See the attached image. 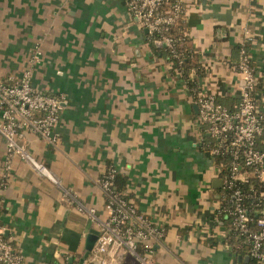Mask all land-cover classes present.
Wrapping results in <instances>:
<instances>
[{
  "label": "crops",
  "instance_id": "0c3cea01",
  "mask_svg": "<svg viewBox=\"0 0 264 264\" xmlns=\"http://www.w3.org/2000/svg\"><path fill=\"white\" fill-rule=\"evenodd\" d=\"M185 2L186 30L204 69L200 86L234 106L246 42L264 113V0ZM27 70L35 87L66 102L56 144L29 130L20 140L71 194L18 155L7 170L0 133V230L22 264H92V251L82 257L88 234H98L108 217L100 178L109 166L125 178L123 191L139 210L165 228L156 264H236L195 94L155 52L125 0H0V79ZM115 264L142 263L120 250Z\"/></svg>",
  "mask_w": 264,
  "mask_h": 264
},
{
  "label": "built area",
  "instance_id": "2783aa9c",
  "mask_svg": "<svg viewBox=\"0 0 264 264\" xmlns=\"http://www.w3.org/2000/svg\"><path fill=\"white\" fill-rule=\"evenodd\" d=\"M125 2L134 19L147 27L158 42L161 40L174 48L175 38L169 34V29L185 13V0ZM39 55L37 50L32 60L38 61ZM237 66L242 85L233 107L221 102L214 90L199 86L194 94L199 106L198 122L207 127L212 137L205 146L214 160V178L221 179V186L213 190L219 203L218 211L229 221L230 231L239 239L236 245L241 251L236 252L237 264H249L251 259L255 262L250 264H264V149L259 145V137L264 132V113L256 89L259 77L246 42L241 44ZM65 102L63 95L35 87L30 70L21 78L0 79V133L6 143V169L11 168L12 157L18 155L38 173L62 186L64 195L68 196L71 190L20 140L29 130L56 144L60 111ZM216 157L220 160L217 161ZM116 173V167L109 166L100 178L108 217L101 221L91 262L115 264L120 250H126L137 255L142 264H156L153 251L163 239L165 228L139 210L125 192L117 188ZM253 179L261 187L251 183ZM77 205L95 215L94 207L87 208L79 200ZM141 242L144 243L142 251L139 249ZM0 262H23V254L1 235V230Z\"/></svg>",
  "mask_w": 264,
  "mask_h": 264
},
{
  "label": "trees",
  "instance_id": "16d2710c",
  "mask_svg": "<svg viewBox=\"0 0 264 264\" xmlns=\"http://www.w3.org/2000/svg\"><path fill=\"white\" fill-rule=\"evenodd\" d=\"M184 13H182L176 21L171 25L169 29V34H171L175 40H174V48L166 44L165 42L161 41L158 42L156 40V36L154 34H150V39L152 41V46L155 49L156 53H161L165 56H167L170 63L173 65L172 70L173 71H181L182 76L186 79V82L191 89V91L194 93V91H197L200 84L198 81V77L203 74L204 69L202 64L199 61L198 52L195 50V48L191 44V38L186 30L185 26V17ZM221 101V100H220ZM238 101V100H237ZM222 102V101H221ZM233 107V106H230ZM259 137V145L261 148L264 149V142H261L262 139H264V132ZM216 160L219 161L220 157H216ZM115 183L117 185V188L120 190H123L125 187V178L121 176L118 172L115 176ZM251 183L256 184L257 186L261 187L259 182L256 179H253ZM264 186V185H263ZM220 218L225 219V216L223 214H219ZM229 241L234 243L235 245V251L237 253H240L241 249L236 246L239 239L235 236L233 232H229ZM255 262L254 259H251L248 263Z\"/></svg>",
  "mask_w": 264,
  "mask_h": 264
},
{
  "label": "water",
  "instance_id": "95a60500",
  "mask_svg": "<svg viewBox=\"0 0 264 264\" xmlns=\"http://www.w3.org/2000/svg\"><path fill=\"white\" fill-rule=\"evenodd\" d=\"M197 108L199 110L198 104H197ZM214 185L217 186V187H220L221 186V179L220 178H216L214 180ZM97 238H98V234H94V233L88 234L87 241H86V246H85L86 247V250H85L84 255L82 257V261H84L85 258L93 250ZM239 259H241V256H239Z\"/></svg>",
  "mask_w": 264,
  "mask_h": 264
},
{
  "label": "rangeland",
  "instance_id": "374dc122",
  "mask_svg": "<svg viewBox=\"0 0 264 264\" xmlns=\"http://www.w3.org/2000/svg\"><path fill=\"white\" fill-rule=\"evenodd\" d=\"M211 139H212V137L209 138V140H211ZM235 263L237 264V259H236Z\"/></svg>",
  "mask_w": 264,
  "mask_h": 264
}]
</instances>
